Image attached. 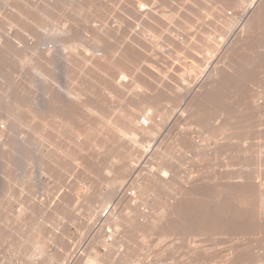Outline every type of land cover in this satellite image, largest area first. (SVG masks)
Here are the masks:
<instances>
[{
  "label": "rangeland",
  "instance_id": "374dc122",
  "mask_svg": "<svg viewBox=\"0 0 264 264\" xmlns=\"http://www.w3.org/2000/svg\"><path fill=\"white\" fill-rule=\"evenodd\" d=\"M119 1H120V3H119ZM133 1L134 0H132V1L131 0H129V1L128 0H125V1L124 0H118V1L117 0H100V1L99 0H95V1L94 0H52V1L51 0H36V2H35V0H34L33 6H35L37 8V11L41 12V14L44 13L45 19H46V17H47V19L51 18L50 19L51 23L49 22L51 24V26L48 22L45 21L43 16H41L42 17L41 20L43 19L44 22L49 24V26H46L47 24L45 25V23L43 21H41V22H43L42 26L43 25L44 26H43V29L38 31V32H41L40 35L38 34V32H35V34H34V32L32 31V30H34L33 27L32 28H27V27L24 28V27H21L20 24H18L16 26L8 27L6 30H3L4 35L1 33L2 34L1 40L2 41L4 40L3 41L4 43L8 42L11 47L9 46L10 47L9 52L6 50L3 51L0 49V207H2L3 205L5 207V208H3V210L0 211V216H1L0 217V264H8L9 262H10V264L11 263L12 264H24L23 263L24 258H22V257H26V255L28 254L27 253L28 250L26 252V249L28 247V243H24V246L27 245L25 247L20 246L21 244H19L18 240H20L21 238H23V240H24V238L27 237V233H29L28 227L31 224V222L34 223V221L37 223H40V226L42 227V228H40V231L42 233V237H44V236L48 237V235L50 234L49 238H51L48 240L49 243L46 242L47 245L45 247H46L47 251L45 250V247H44V250L47 252L46 255L48 256V258H51V260H49L50 263H48V261L46 259L47 256L43 255L44 256V258H43V256L41 255L42 256V258H41V256L36 255V258H35V256H32L34 264H64V263L68 264L69 259H70L69 255L71 253V250H72V252H74L76 249H79V248H81L79 253H82V256L77 258V259L80 258L79 260H77L76 258L73 259L72 263L74 262V260H76L73 264H82L85 257L86 258L91 257V256L93 257L95 255H101V257L100 256H98V257H99V260L102 264H107V263L108 264H118V262L122 263V264H219V263H222V264H226V263H228V264H254V263L255 264H260V263L264 264V217L260 216L258 214L257 210H254V208H252V207H250V208L247 207L248 209L238 207L239 204L237 205L238 199L236 198L237 196L235 194L236 193L235 190L239 189V187L243 184L239 183V181H241L240 178L234 177V175H236L240 172L239 173L240 175L242 174V176H245L246 178L248 177V180H252V182H254L256 179L254 174H256L260 171L259 172L260 175L258 174V177H259L258 181H259V184H262V187H264V61L262 62V60L264 59L263 58L264 57L263 56L264 55V21H263L264 18H263V20L255 22L254 24H256V25L253 24V26H254V32H253L254 38H253V40L254 41L252 43L253 44L252 47H249V46H251V44H250V42H252V40H251L250 42L248 41V43L250 45H248V43L246 41H244V42L241 41V42H239L240 44L238 46H236V48H235V45H237L235 43L236 42V40H235V42L232 45H230L231 48H229V50H232V51H230V53H232V54L228 55V57L229 56L230 57L229 58L227 57V59L225 58L224 59L225 62H223L224 60L221 61L222 60L221 59L220 60L221 63H219V65L221 64L223 66V68L221 67V69H219L220 67H218V70L221 71V72H219L220 73L219 75H222L221 73L223 72V75H224L223 79L227 78L223 81L227 82V80L229 79L230 82L229 81L227 83L222 82V78L217 74V77L219 76L221 78L220 84L221 85L223 83L224 84L222 85V87L219 85L220 88L217 86L219 88V90L217 87H215L216 89L213 88L215 93H217V94L222 93L223 94V95L221 94V98H220L221 100L218 101L216 99L217 100L216 102L218 104L223 103V104H220L221 106L224 105V103L226 102L225 106H227V107L230 104V106L228 107L229 109L234 107L235 109L233 108L232 110H230V111H232V115L230 114L229 118L230 119H231V117H232V119L235 118L237 122L235 120H234V122L232 120H230L233 123V124H231V122H230V124L233 125V126H231L228 123V120L226 119V117L228 116V114H226L227 110L224 111L225 109H222L221 107L219 109L218 105H213L214 101L211 102L212 104H210V106H209L210 108L207 106V109L211 113L208 110L207 111L211 114V116L209 117L210 114L209 113L207 114V112H205V115L207 114L208 117L211 118L210 120H212L213 122L218 118L217 121L214 122V124L215 123L217 124V122H218L217 126L224 125V122H225V125L227 127L226 131L224 132L225 134H228V132L231 133L233 130H236L238 128L236 126L237 124H240V127L243 126V124H245L244 128L246 130H244V129L242 130L241 128H239V130L237 129L238 131L236 130L234 132V134H236L238 132L237 133L238 135H235L234 139L231 140L232 144H230V147L226 148L228 151L225 150V152L223 151L221 154L217 153L218 157L214 153L215 155L212 156V154H211V157L206 158V160H205L202 157H198L196 152H193V153L191 152L194 150V149L191 150L192 145L189 148L186 147V148H188V149L185 148L186 150L182 148L184 150V152L186 151L185 152L186 156H187V159L185 158L186 161L188 160L190 154H191V158H189V160L191 159V161L192 160L193 161L192 162L190 161V163H188L189 162V160H188L186 162L187 163V166H186L185 165L186 164L185 159H184L185 164L184 165L182 164L183 166L181 168L183 169L186 166L187 168L186 167L184 168L186 170H181V168L177 169L180 166H178L176 169H175V167H173V169H172L175 172H177V170L178 171L180 170L181 174L183 171L184 176L183 175L182 176L185 179L192 177L194 175L192 177L194 179V180L192 179L193 184L195 186V189L197 188V190H198V193L195 192L196 195H195V193H193L195 195V197H194V195H189L188 198L186 197V199H189V202H187V203L192 202L191 204H187V203L184 204L180 201H177L178 203L175 202L176 204L175 203L174 204L177 206L176 207L177 210L174 207V209H175L174 211H176L177 213L175 212L176 214L174 213L172 215L171 219H169V220L166 219V221H167V223H169V225H171L170 223H176L177 224L178 229H177V231H175L177 234L176 233L174 234V231H173L172 232L173 234L170 233V236L169 235H167V237L165 236L166 239H163L164 237H162V239H163L162 240L161 239V236L163 235L162 233H164V231H169L168 230L170 227L169 225H166L167 229L164 227L165 226L164 224L160 225L161 227L159 226V229H158V227H157V229H152V230H151V228H149L150 222L154 218L158 217L157 213L159 211H157V209H160L159 208L160 203L162 201L164 202V200L171 197V196H168L169 191L167 193V190L165 191V189L163 190L162 188H159V187H157L156 190L154 189V191L152 190L153 192L150 191L149 194L147 195V199L145 197V201H146L145 207H147V208H145L143 206V209H144V210L142 209L143 215H142L141 210H140L141 214L138 215V216H140L139 218H137L138 217L137 215L135 216L134 214H131L132 216L134 215V218L131 217L133 223H131L129 227L128 226L125 227V225H123L124 226L123 227L122 226L123 222H122L120 224L121 227L117 226V228H115V229H118V230L115 231L113 224H112V221L110 219L107 221V223H103V221H102L101 215H103V212L100 209L102 207V204L105 202V200L101 197L102 196L105 197V195H106V193L104 195L103 192H105V191L108 192L109 189L112 188L111 185L108 186V184H107V183L111 184L110 179H112V180H115V178L119 179V178H121L122 175L118 178V175H120V174H118L119 172L117 173L118 170H115L114 168L112 169V167H117V166H115L116 161L114 159H112L113 162H111L110 159L113 158V156H112L113 154L110 155L107 152L99 153L100 156L96 155L95 153L91 154L92 153L91 151L89 153H86V154H91V156L90 155L86 156V154H84V156L87 157L86 158L87 160H85V161H88L86 164V162H84V160L82 159V158L85 159V157L83 155L78 156V153H77L78 150H76L75 146H73L74 141L75 142L77 140L80 141L81 145L85 144V141H83V139L81 137L73 138L72 136L77 135L78 132L76 130L82 131V129H84V127H86L85 126L86 122H88L87 124H89V125L91 124V127L93 126L95 129L99 130V127H97V125L101 124L99 122V117L97 116L99 114H100L99 116H102V114H103V118H105V119L108 116L109 119H112L114 121L117 119L118 114H120L119 112H122V111L125 114H127V115L129 114L132 117L138 111H140L145 117H149L151 114V111H153V114L151 115V117L153 116L155 119H159L160 121L163 120V119H161L160 113H158V112H160L163 109H166L167 107L170 108L171 106L174 105V101H173L174 99L172 97L173 95L170 96V94H173L172 92H174V91H172V90H173L174 86L175 87L181 86V85H179V86L177 85V83L180 84V82L176 81L178 77L176 75L177 73H175V72H179L178 70H180V67L181 68L183 67L180 71H183V69L187 70V67H189L190 64L193 63L192 55L189 53L187 47L191 48L193 45V41L197 42L198 40H200L199 34H204L203 33L204 31L209 34V35L207 34V37L209 38L210 41H215L216 36L219 35L218 33L220 32L221 29L224 28L223 29V30H225L224 32L229 31L230 28H229V25L227 22L229 20L235 18L234 16L237 17V14L235 13L234 8L232 9V5H234L233 2H236V0H136V2H141L145 6V10L142 11V13H141V11L139 12V10L136 8L138 3L136 4V2H133ZM243 1H244L243 3L247 4L246 3L247 0H243ZM64 4H65L66 8L62 7ZM10 6L13 9V11H16V3L11 2ZM10 6L6 5V7H5L3 4H0V15L2 17H4V15H6L8 12V11H5L4 13H1L2 11H4L3 8L5 7V10H6V8H8V7L10 8ZM96 7H97V9H96ZM98 7L99 8L102 7V8L98 9ZM40 9H42V10L40 11ZM63 9L65 12H63ZM62 12L64 14H66L65 18L67 16H69V17H67L68 19L73 17L70 19L71 21L69 20V22H68L67 18H66L67 20L64 19V21L61 20L64 18V14H61ZM46 14H47V16H46ZM59 14L61 15V17L63 15V17L61 18L59 16ZM76 14H78V15H76ZM75 15L77 16V18ZM168 15H171V16H168ZM165 16L166 17L168 16L167 20L170 18L171 21L166 22ZM72 19H74L73 20L74 24L72 23L73 26L68 24V23L72 22ZM57 20H58V22H57L58 24L55 23ZM38 21H40V20H38ZM47 21H49V20H47ZM60 21H62V23ZM65 21L68 22L66 24V28L67 27H69V28L73 27L70 29H72V31L75 30L74 32H72V31L70 32L74 36L73 35L69 36L70 34H68V32H67L66 35H63L64 38H62V36L58 37L59 34L53 31L54 29H57V27L59 28V26L61 24H63V22L65 24L66 23ZM101 23H103V24H101ZM105 23H107L105 25V29L106 30L108 29V31L106 32L107 37H108V40H107L108 42H104V44H102L103 45L102 47L100 46L97 49H95V47L97 45H95L96 43H95V40H93V38L94 37L96 38L97 35L94 36V31L92 29L95 25L100 27V26H103ZM92 24H93V26H92ZM54 25H56L55 26L56 28L53 27ZM87 26L88 27L90 26V28H92V29L87 28ZM106 26H107V28H106ZM117 27L118 28L120 27V28L118 29ZM110 28H112V29H110ZM223 30L220 33L223 34ZM3 31H0V32H3ZM68 31H70V30H68ZM109 31H110V33L111 32L112 33L110 34ZM171 31L174 32L173 38H171L170 34H169ZM226 33H228V32H226ZM56 34L58 36H55ZM95 34H97V33L95 32ZM196 34H197V36H196ZM41 35H43L42 37L44 39L41 38ZM71 37L73 39H71ZM26 38H28V39H26ZM35 38L38 41L37 44L34 47L31 46L27 50L26 49L27 48L26 42H29L30 39L34 40ZM217 38L218 39H216V41L219 40V37H217ZM243 38H245V37H243ZM134 39H135V41H137V44L139 47V49L137 48L139 51L137 50L138 53L136 51V55L134 58H136V56L137 57L140 56L139 58L141 60L139 58H136V59H138L136 61L139 62V64L137 63L138 66H137V64L135 66L137 69L136 70L130 69L128 71L126 70L127 73L124 71V73L126 75H122L121 77H119L116 74H112L111 72H109L110 70L105 69L104 72H102V73H94V74L90 73L91 75L87 74V76H86V72H83V71H86L83 68V64L78 63V62H80V57H81V60H83L82 57H84L86 55V54L81 55V53L84 54V53L88 52V50L91 51V54H89L90 52H88V55L85 56V58L86 57L89 58L90 57L89 55H92V49H93V51L98 50L99 54H101V52L104 54L105 52H103V51H104V49H106L105 45L106 46L109 45L111 47L112 46L117 47V45H119L118 43L122 42V40L132 41ZM48 40L50 43L48 42ZM54 40L56 42L58 41L57 44L55 43ZM111 40H113V41H111ZM67 41H68V44H67ZM74 41L76 43L75 44L76 47H77V44H80L81 46L78 45V50L76 48L77 51L75 50V52L73 54L71 52L70 53L68 52L70 50L68 49L69 47H66V45L69 46L70 43H74ZM47 42L50 45L56 44V46L59 43L58 48L61 50L57 49V47L54 46L55 47V52L53 51L54 53L53 52L50 53V51H43V49H42L43 45L45 46V44ZM254 42H255V44H254ZM16 43H19L20 45L17 47ZM113 43H114V45H113ZM39 45H42V47ZM94 45H95V47H94ZM254 45H256V46L254 47ZM37 46H39V49H38L39 51L37 50L38 52H36ZM63 46L66 47L65 50L62 49V48H64ZM152 46H154L155 48L157 47L156 50ZM20 47H21V49H20ZM12 48H13V51H12ZM80 48H81V50H80ZM82 48H84V50ZM85 48H87L86 51H85ZM67 49H68V51H67ZM238 49H240L241 51ZM20 50H22V51H20ZM23 50H27L26 53H24ZM140 50H142L141 51L142 53H140V55H139ZM237 50H238V52H237L238 54L236 53L234 56V53ZM242 50L244 51L243 53H242ZM61 51H63L62 54H64V55L61 54ZM52 54H55V55H52ZM71 54H72V56L70 57ZM260 54L263 57H260ZM224 55H223V57H224ZM63 56H65V57L63 58ZM68 56H69V58L66 59ZM256 56H257L258 61H257V59H255ZM242 57H243V59H239ZM71 58L73 61L71 60ZM134 58L132 57L131 59L133 60ZM237 59H239V60H237ZM18 61L19 62L20 61H27L28 63L26 62L24 65H19ZM134 61H135V59H134ZM230 61H231V63H230ZM222 62L225 63L224 64L225 66L223 65ZM261 62H262V64H261ZM197 63L196 64L194 63V66L197 65ZM234 63L236 65V67L233 66ZM239 63H241L242 65ZM81 64H82V66H81ZM78 65H79V67H74V66H78ZM198 65H200V64L198 63ZM198 65L195 66L196 71L198 70ZM251 65H252V67H251ZM257 65H259V66H257ZM202 66L203 65L199 66L200 67L199 70H201V71H199V73H197L198 72L197 71V72H195L196 74H194V73H191L189 75L186 74L185 77H183V79L185 78L184 79L185 81L181 82V84L183 83V85H184L183 87L188 88L189 86L193 85L192 84V83H194L193 81H195V80L201 81L204 79V77H206L207 69H205V67L204 66L202 67ZM238 66H239V68H238ZM73 67L77 70L72 69ZM176 67H178V69ZM259 67H262L263 69H258ZM236 70L240 71L242 74L240 72L238 73ZM77 72H79V73H77ZM235 72H237V73H235ZM253 72L256 75H253ZM39 73H40V75H38ZM226 73H228V74H226ZM225 75H226V77H225ZM246 75L248 76V78H246L247 77ZM85 76L87 78L89 77L88 80ZM133 76H135L134 79L139 77L140 78L139 80L141 81V83L147 87L146 91H148L147 92L148 94L146 93V91L142 92V94L146 93L147 96H149V94L151 93V90L153 91L154 88L157 89L160 86L159 87L160 89L158 88L157 90H155V92L157 94V95L155 94V97L157 99L154 98V101H156V102H153V100L151 101L152 98L150 99L149 97L148 98H149L150 102H148V100H147L148 98H146L147 96L142 98V99L147 100L146 102L144 100H140V101L134 100L133 97L131 96L133 94L132 92H129V94H127L128 93L127 92L128 87L133 82L132 81ZM230 76H231V78H229ZM255 77H256V79H255ZM115 78L120 81L118 86H117V83H113L111 81L112 79H114V81H116ZM241 78L244 80L241 81ZM250 78L252 80L249 81ZM43 79H45V80H43ZM174 81H175L176 85L173 86ZM238 81H239V83H238ZM190 83H191V85H189ZM79 84L83 88L82 90H85L86 88L89 89V90L88 89L85 90V92L87 94H89V97H87L88 95L84 96L85 93L83 94V97L86 98L87 105L90 106V104H91L92 109H94V110L96 109L95 111L97 114L90 115V113H87V111L83 110V108H80V110L77 109L75 113L73 112L72 114L71 113L67 114L68 117L66 115L63 116L64 119L68 120L67 121L68 123L70 121V123H69L70 127L66 131L69 138H64L63 144L65 145L66 152L71 154V155L63 156V155H61L60 151L55 150V145L53 142L54 134L52 133V131L49 130L50 132L47 131L45 134H47L46 135L47 139L50 140V142L52 141L53 144H50V142L46 141L47 144H44L45 143L44 142L42 144L43 145V147H42L40 141L38 142L36 139L31 140L32 139L31 136H34L33 139L34 138H37L38 140H40V139L36 135V132L37 133H39V132L36 131L35 128H34V130H32L33 129L32 125L34 123L33 122L30 123V121L35 120V119H39L40 117H47L48 115H50L49 113L52 112V111H50V109L52 108V110H53V106H51L52 105L51 100L53 97L54 98L59 97V99L56 98L53 100H58L57 102L62 103V104H64L63 106H65L67 103H66V97L64 95L66 94L68 87L72 86V89H74V90H72V89H69V90L70 91L71 90L76 91L75 90L76 88H78V89L80 88V87H78V86H80ZM225 84H226V87H225ZM74 85L76 88L74 87ZM183 87H182V89H183ZM69 88H71V87H69ZM102 89H104V90H102ZM166 89L168 91L171 90V92L170 91L167 92ZM220 89H222V90L220 91ZM63 90H65L66 92H64ZM140 90H142V89H140ZM158 90H162V91H158ZM163 90L164 91L166 90V91L163 92ZM216 90H218V92H216ZM62 91H63V93H62ZM88 91H90V92H88ZM138 92L141 95V93H140L141 91L138 90ZM184 92H185V88L180 93L183 95ZM167 93H170V94H167ZM62 94H64V95L62 96ZM159 94H160V96H159ZM255 95L258 96V99ZM260 95H261V97H260ZM66 96H67V94H66ZM98 96H99L100 100L97 98ZM63 97H65V98H63ZM196 98H199V95H197L195 97V99ZM255 98H256V102H253V100H255ZM96 99L98 102L96 101ZM163 99H165V100H163ZM222 99H224V100H222ZM92 100L95 102V104ZM160 100H162L163 103ZM90 101H92V102H90ZM164 101H166V102H164ZM125 102H127V103H125ZM171 102L173 104H171ZM252 102L255 104H253ZM149 103H151V104H149ZM157 103H158V105H156ZM92 104H94V106ZM161 105H162V107H160ZM253 105H254V107H253ZM49 106H51V107H49ZM216 106H217V108H216ZM255 106H257V108ZM158 107H160V109ZM48 108H50V109L48 110ZM150 108H152V109H150ZM253 108H254V110H253ZM113 109H114V112H112ZM211 109H214V110L211 111ZM217 109H219V111ZM44 110H46V111L48 110V112L50 111L49 113L47 112L48 115L46 114V111L44 113ZM260 110H262V111H260ZM116 111L118 114L116 113ZM154 111H157V112H154ZM233 111H235V112H233ZM53 112L55 114L54 110H53ZM255 112H258V114ZM217 113H218V115H217ZM243 113L246 116H244ZM51 114H53V113H51ZM54 114L52 115L53 117L57 116ZM56 114H57V112H56ZM214 114H215V116H213ZM255 114H257V115H255ZM224 115H226V116H224ZM239 115H240V117H239ZM108 117H107V120H109ZM151 117H149V118H151ZM220 117H221V119H220ZM255 117H256V119H255ZM188 118H189V116H186L185 117L186 120H183V122L181 121L178 126H182V127L184 126L185 128L189 127L190 129L188 128L187 130L191 131V129H192L194 132H198V126H196V123L194 121H192V119L190 120V118L189 119ZM56 119H58V116L56 117ZM60 119H62V116ZM60 119H59V121L56 120V122L52 121V123L51 122L50 123L52 124V126H55L57 122L58 123L60 122ZM244 119H246V120L248 119V121H246ZM137 120H138V118H137ZM218 120H220V121H218ZM240 120H241V122H240ZM142 121H146V120H142ZM254 121L255 122L257 121V122L255 123ZM53 122L55 125H53ZM247 123H248V125H247ZM260 123H261V125L259 126ZM146 124H147V122L146 123H140V125H142V127H146ZM181 124H183V125H181ZM234 125L236 128L234 127ZM37 126L39 127L40 123L38 125V122H36L35 127L38 128ZM99 126H101V125H99ZM245 126H247V127L249 126L248 129ZM240 129L242 131H240ZM177 130L178 129H175L173 134L177 133L178 132ZM193 131L190 133H193ZM34 132H35V134H34ZM187 132H189V131H187ZM50 133H52L53 135H51ZM204 133L206 134V132H203L200 134L205 135ZM230 133L228 134V136L230 135ZM32 134H34V135H32ZM48 134L51 135V137L53 136L52 137L53 139L52 138L49 139ZM63 134H65V133H63ZM232 134H233V132H232ZM234 134H233V136H234ZM196 135L198 136L199 134L196 133ZM196 135L194 133V136H196ZM239 135L241 137H238ZM138 136L141 137V134H138ZM43 137H45V135ZM140 137L138 138L139 141H140ZM230 137H231V135H230ZM141 139H142V141L144 140L142 137H141ZM209 142H210L211 147L214 146L213 141H212L213 143L211 141H209ZM37 143L38 144L40 143L39 145L42 147L41 150L38 147L39 145ZM44 145L45 146L46 145H54L52 147H53L54 151H56L55 152L56 154L51 153L53 150L51 146H48L49 147L48 148L47 146L45 147ZM50 147L52 150H50ZM115 147L118 150V147L116 145H115ZM115 147H114V149H115ZM162 147L163 148L161 150H163L165 147H167L166 149H168V143H164V144L162 143ZM45 148H47V149H45ZM116 149H115V151H116ZM43 150L45 153L44 152L42 153ZM47 150H50V152L48 153ZM188 150L191 153H189ZM38 152L40 154L42 153L43 156L42 155L40 156V154ZM187 152L189 154H187ZM36 153H38V154H36ZM50 153L52 154L51 156L57 155V156H55L57 159L59 157V163H58L57 167H55L56 170L50 171L51 169H49L50 172L48 173L47 169L49 168V166H47L48 168L44 167L46 169L44 171V168H42L43 167L42 165H43V163L48 161L47 157H50V156L47 154H50ZM137 153L136 154L134 153V156L136 155L135 160L133 161V162H135V164L139 162V159L142 160V158L144 156L143 155L142 157H140V152H137ZM195 153H196V157L193 158V155L195 156ZM115 154H117V153H115ZM93 155H94V157H93ZM36 156H38V157L40 156L41 160L39 162H41L43 158H44L43 160H46V161L43 162L42 164H39V162H38L39 158L37 157L38 159H36V160H37L38 165L37 164L35 165ZM109 156H111V158ZM117 156H118V154H117ZM41 157H43V158H41ZM45 157H46V159H45ZM78 157H82L81 159L83 160V162L79 158V159H77V162H79L81 164L78 163V165H77V162L75 163V158H78ZM89 157L93 158L92 161ZM234 157H236V158H234ZM244 157L246 159H244ZM88 158L90 159L91 162L88 160ZM102 158H103V160H102ZM211 158H212V161L214 163L211 161ZM107 159H109L110 162ZM31 160H32V163H31ZM104 160L106 163L104 162ZM229 160H231V161H229ZM194 161H195L194 164L197 163L196 165L193 164ZM200 161H201V163H200ZM149 162L146 163L148 165L145 164L146 166H148V168L145 167V165L143 163H141V166L145 167L144 170L147 169V171H149L148 169L156 170L158 168L159 164L157 165L156 161L150 162L151 166L149 165ZM154 162H156V163H154ZM242 162H244V163H242ZM111 163H112V165H111ZM113 164H115V165H113ZM198 164H200L201 168H200V166L198 167ZM46 165L47 164H45V166ZM152 167L153 168L157 167V168L153 169ZM190 168H193V169L190 170ZM214 168H216V169H214ZM222 168L224 169V171ZM240 168H242V169L240 170ZM238 169H239V171H238ZM102 170L105 172V174H103L104 172ZM106 170L107 171L109 170V171L107 172ZM221 170H222V173L220 174L219 172H221ZM43 171H44V173H42ZM53 171L55 172V175L56 174L59 175V177H55L58 180H55L54 176L52 177L51 172L53 173ZM115 171H116V173H115ZM173 171L170 170L171 174ZM215 171H216V173L219 171L218 173L220 175L218 173L216 175V173H214ZM226 171L227 172L231 171V172L227 173ZM142 172H144V171L141 169V174H142ZM224 172H225V174H224ZM234 173H236V174H234ZM46 174L47 175L51 174V175L47 176ZM174 174L175 173L173 172L172 175H174ZM229 174H230V176H229ZM232 174H234L233 177H231ZM105 175L107 177H105ZM179 175H180V172L178 175H174V176H178V178H179ZM196 175H197V177H196ZM238 175H236V176H238ZM103 176H104V178H103ZM139 176H138V179L142 178ZM207 176H209V177H207ZM222 176H223V178H222ZM225 176H226V178H225ZM252 176H254V179L252 178ZM183 177H181V175H180L181 179ZM198 177L200 178L199 180H201L200 182H199V180H198V182H196V179H198ZM229 177H231V180ZM239 177H241V176H239ZM51 178H53V179L51 180ZM238 179H240V180L237 181ZM6 180H8L7 181L8 183H6ZM44 180H47V181L44 183ZM104 180H107V181L110 180V181L105 183L106 181H104ZM205 180H207V181L202 183ZM57 181L60 185L57 183ZM140 181H142V180H140ZM190 181H191V179L188 181L189 185H187V190H190L188 188H191L193 186L192 183H190ZM194 181H195V183H194ZM217 181H218V183H220V182L221 183L218 184ZM256 181H257V179H256ZM4 182L6 184H9L11 182V185L10 184H9V186L7 185L9 187L8 190L6 188V184L4 185ZM230 182H231V185H230ZM235 182L238 185L235 184ZM252 182H251V184H252ZM255 182H254V184H252L253 186L257 185V184H255ZM179 183L181 184L180 181H179ZM207 183H209V184H207ZM213 183H215V184H213ZM223 183H225V184H223ZM199 184L201 185V187ZM227 184H229L230 187ZM218 185H220V186L218 187ZM43 186L44 187L48 186L47 188L49 190L46 191L47 188L45 190ZM194 186L191 189H193ZM5 188H6V190H5ZM75 188H80L83 191H86L87 189H89L88 191L92 192L91 193L92 196H97V197H92L93 199L91 198L90 203H89V204L93 203V206L95 205V207L92 206V208H91V209H94L93 211H91V210L88 211L90 208H88L87 205H84V202H82V203L80 202L82 205L80 203H79L80 205H78L77 204L78 202H76V201L74 202V199H72V197H73V192H74ZM198 188H200V189L202 188L203 191L199 190ZM204 188H206V189H204ZM241 188H242V186L240 187V189ZM99 189H101V191ZM114 189H115V187H114ZM115 190H117V187ZM5 191H7V192L5 193ZM63 191H64V193H67V194L64 195ZM93 191L94 192L99 191L100 197L98 195L99 192H97V194L96 193L94 194ZM20 192H22V193H20ZM44 192H45V194H44ZM131 192H134V190L133 191L131 190ZM131 192L129 193V195H128V192L126 194L128 196H130L129 198H131V196H133L131 200H134V195L137 196L138 193L135 191V193H137V194H134V193L131 194ZM218 192L219 193L222 192V193L219 194ZM61 193H63V195H61ZM101 193H102V195H101ZM126 194L122 196V199H121L122 202H120L117 205V207L119 208L120 211L116 215H113V219H112V220L117 221L119 223H120V219L123 218L125 211H127L126 208L130 207L131 205L132 206L135 205V202L137 203V201L139 200V198H138V199H136L137 201L134 200V202H132L130 200L128 201L129 198H127L128 196ZM164 194H166V196ZM246 194H248V193H246ZM56 195L58 197H61V198H58ZM68 195H69V197H67ZM64 196L66 197V200L68 199L67 200L68 202L72 199V201L69 202L70 204L73 202L75 203L74 205L69 204L70 205L69 207H71V208H73L72 206L76 205V207L72 209L73 212L70 211V208L67 205L68 202L66 201L63 203L65 205H67V207L69 208L68 212H66L67 214L64 213L65 214L64 215L61 211L60 212L62 214H56V213L53 214V208H56V206L58 205V203L56 205H54V203H55L54 200L57 201L60 199V202H61V200L65 201ZM125 196L127 199L125 198ZM190 196L191 197L193 196L192 198L194 200ZM209 196H210V198H209ZM140 197L143 198V196H140ZM162 197H164V198L162 199ZM27 198H29V200H27ZM123 198L125 200H127L128 202L125 201ZM215 198H217L218 201ZM251 198H252V201L254 202L256 199V196H253ZM42 199L45 202L42 201L43 202L42 203L43 209H41L42 213L41 212L39 213L40 207H41L40 206L41 203H39V202ZM51 199L52 200L54 199V200L52 201ZM101 199H103V200H101ZM170 199L172 200V198H170ZM179 199L180 198H178V200ZM230 199L232 200V202ZM35 200H37V201H35ZM99 200H101V201L99 202ZM180 200H182V198ZM27 201H28V203H27ZM163 202H162V205H164ZM179 202H180V204H179ZM212 202H213V204H212ZM35 203H37V205H36L37 207L35 209H38V211H36L34 209ZM100 203H101V205H100ZM124 203H126V204H124ZM27 204L32 205V208L34 211L32 212V209L30 208L31 214L29 213V211H26L27 209L24 207V206H27V208H28ZM138 204H139V201H138L137 205ZM220 204H221V207H219ZM229 204H231V205H229ZM77 205H78V207H77ZM103 205L108 206V205H110V203L106 202ZM158 205H159V207H158ZM190 205H192L191 206L192 208H190ZM207 205H208V207H207ZM213 205L217 206V207H213ZM178 206H180L179 209H178ZM90 207H91V205H90ZM97 207L99 209H97ZM103 207L105 208V206H103ZM103 207H102V209H104ZM212 207L215 209H213ZM22 208H24L25 211H23L24 209L22 210ZM19 210L22 212H20ZM99 210L102 213L101 212L99 213ZM179 210H181L180 211L181 214L178 212ZM3 211H5V212H3ZM242 211L245 213H243ZM246 211H247V213H246ZM19 212L22 214L21 215L22 218L25 217L24 219H22L23 222L21 221V218L18 219L19 222L15 221V219H14V216H16V214H18ZM88 212H90V213H88ZM95 212H97V213H95ZM23 213H25V215ZM256 213H257V215H256ZM55 214H56V216H55ZM179 214H180V216H179ZM251 215L255 216V217L253 218V217H251ZM4 216H6V218L8 217L7 218L8 220L6 221V223L9 225H7L8 229H6V230H3L4 227L2 226V221L5 220ZM177 216H178V218H177ZM185 216H187V218ZM215 216H216V218H214ZM238 216H240V217H238ZM29 217H31V219L33 217V219L30 220ZM226 217H228V218H226ZM10 218L12 221L9 220ZM190 219H192L193 221ZM195 219L197 221H195ZM29 220H30V222H29ZM216 220H217V222H216ZM13 221H15V222H13ZM166 221H163V222L165 224H167ZM213 221H215V222H213ZM25 222H26V226L24 224ZM28 222H29V224H28ZM18 224L20 226H18ZM21 224H23V225H21ZM27 224H28V226H27ZM56 225H57V227H56ZM172 226H175V225H172ZM172 226H171V228H172ZM55 227H56V229H55ZM118 227L120 228L121 231L119 230ZM124 228L126 230H128L129 233H127L128 231H125ZM122 229L128 235L126 233H124L125 235L122 237V234L120 233V232H123ZM237 230H240L239 231L240 233ZM25 231H28V232L25 233ZM117 231H119V232H117ZM178 231H180L181 233ZM117 233H119V234H117ZM148 233H150V234H148ZM187 234H189V236ZM210 234H212V235H210ZM53 235L57 240H55ZM125 236H127L126 240L124 239ZM142 236H144V238L146 237L144 239V240H146V241H144L145 243H143V242L141 243L140 237H142ZM4 238H5V240H4ZM52 238H54V239L52 240ZM138 238H140V239L138 240ZM100 239H102V242L105 241L104 246H103L102 242L100 244V242H99V241H101ZM121 239L123 242L122 244H121ZM159 239H161L162 241L160 240L161 242L157 243L159 241ZM193 240H194V242H193ZM13 243H15V244L18 243V244L16 246ZM20 243H21V241H20ZM114 243H115V245H113ZM118 243L120 244L119 247L117 246ZM11 244H13V245H11ZM105 244H107V245H105ZM111 245H113V246H111ZM15 246H16V248H15ZM108 246H109V248H108ZM115 246H117L118 248L116 247V249H115ZM124 246H125V248H124ZM21 247L23 250L21 252H23L25 256L22 255L21 252L19 253ZM110 247H113L112 249L116 250V251H113L112 249H110ZM187 247H189V248H187ZM192 247L194 248V250H192ZM107 249L109 250V253L112 250L111 251L112 253H110V254L113 256V259H112V256H109L110 254H107L108 253ZM129 249H130V251H129L130 253L126 252ZM203 249L206 251V253L204 252ZM189 251H191V252H189ZM194 251L195 252L197 251L196 253H198V254L196 255V253ZM124 252H125V254H124ZM203 252L205 254H203ZM128 253H129L130 257L125 256V258H129L132 262L131 261L130 262L128 261V263L125 261L122 262L121 260L123 259V255H128ZM189 253H191V254H189ZM193 253H195V254L193 255ZM207 253H209V254H207ZM121 254H123V255H121ZM105 255H108L109 257L106 256V258H105ZM188 255H189V257H188ZM190 255H191V258H190ZM195 255H196V257H195ZM205 255H208V256L206 257ZM120 256H122V257H120ZM181 256H185L186 258L184 259ZM197 256H199L200 258ZM224 257L225 258L227 257L226 262H223L226 260ZM108 258L109 259L111 258L110 259L111 261ZM120 258H121V260H120ZM228 259H230V260L228 261ZM101 260H104L105 262L101 261ZM123 260H125V259H123ZM126 261H127V259H126ZM26 262H27V260L25 261V264H26ZM179 262H181V263H179ZM72 263H70V264H72Z\"/></svg>",
  "mask_w": 264,
  "mask_h": 264
},
{
  "label": "bare ground",
  "instance_id": "6f19581e",
  "mask_svg": "<svg viewBox=\"0 0 264 264\" xmlns=\"http://www.w3.org/2000/svg\"><path fill=\"white\" fill-rule=\"evenodd\" d=\"M52 1V0H51ZM95 1V0H94ZM100 1V0H99ZM118 1V0H117ZM125 1V0H124ZM129 1V0H128ZM132 1V0H131ZM264 1V0H263ZM262 0H247V4H245V3H243L244 1L243 0H236V2H233L234 3V5H232V9L234 8V11H235V13L237 14V17L236 16H234L235 18H233V19H231V20H229L227 23H228V25H229V31H226V32H228V33H226V32H224L225 30H223V29H221L220 30V32L223 30V34L222 33H218L219 35L218 36H216V39H218L217 37H219V40H217L216 41V39H215V41H210L209 40V38L207 37V32H203L204 34H199L200 35V40H198L197 42L196 41H193V45H192V47L190 48V47H187V49H188V51H189V53L192 55V59H193V63L192 64H190V66L189 67H187V70H184L183 69V71H180L182 68L180 67V70H178L179 72H175V73H177L176 75H177V82L179 81L180 82V84L179 83H177V85L179 86V85H181L182 87L184 86L183 85V83L181 84V82L182 81H185L184 79H183V77H185V75L187 74V75H189V74H191V73H194V74H196L195 72H197V73H199V71H201V70H199V66L200 65H203L204 67H205V69H207V71H206V77H204V79L203 80H201V81H193L194 83H192L193 85H191V83L189 84V85H191V86H189L188 88H186V87H183V89L185 88V92L183 93V95L180 93V92H182V87L181 86H179V87H175L174 85H176L175 84V81H174V84H173V86H174V88H173V90L172 91H174V92H172L173 94H170V93H167V94H170V96L171 95H173L172 97H173V101H174V105L173 106H171L170 108L169 107H167L166 109H163V110H161L160 112H158V113H160V117H161V119H163V120H159V119H155L153 116L151 117V115L153 114V111H151V114H150V116L149 117H151V118H149V117H145L140 111H138V112H136V116L134 115L133 117L132 116H130L129 114L127 115V114H125L123 111L122 112H119L120 114H118L117 113V111H116V113L118 114V117H117V119L116 120H112V119H109V117H108V119L109 120H107V117H106V119L105 118H103V114H102V116H99V115H97L98 117H99V122L101 123V124H99V125H101V126H99V125H97V127H99V130L98 129H95L93 126L91 127V124L89 125V124H87L88 122H86V127H84V129H82V131L80 130H76L78 133H77V135H74V136H72L73 138H79V137H81L82 139H83V141H85V144H83V145H81V142L80 141H74L73 142V146H75V148H76V150H78L77 151V153H78V156L79 155H83L84 156V154H86V153H89L90 151L92 152L91 154H93V153H95L96 155H99V153H102V152H107V153H109L110 155H112L113 156V158H111V156H109L111 159V162H113L112 161V159H114L115 161H116V165L115 164H113V165H115V166H117V167H112V169L114 168L115 170H118L117 171V173L118 174H120V175H118V178L122 175H124L123 177L121 176V178H119V179H116L115 177V180H112V179H110L111 180V184L110 183H107V182H109L110 180H104V181H106L105 183H107L108 184V186L109 185H111L112 186V188L114 189V187H115V189H116V187H117V190H113L112 188V190L111 189H109V191L108 192H103L104 193V195H105V193H106V195H105V197H101V198H103L104 200H105V202L103 203V204H105L106 202L107 203H110V205H103L102 204V207L103 206H105V208L104 209H102V207H101V211L103 212V215H101V218H102V221H103V223H107V221L110 219L111 221H112V224H113V227H114V229L115 228H117V226H120V224L122 223V226L123 225H125V227L126 226H130V224L131 223H133V221H132V218H134V215L136 216H138V215H140L141 213V211H142V209H143V206L145 207L146 205H145V197H146V199H147V195L149 194V192L150 191H154V189L156 190V188L157 187H159V188H162L163 190L165 189V191L167 190V193H168V191H169V194H168V196H171V197H169L168 199H166V200H164V205H162V202L160 203V207H159V205H158V207L160 208V209H157V211H159L157 214H158V217L157 218H154L151 222H150V226H149V228H151V230L152 229H157V227H158V229H159V226L160 225H165L164 227L166 228V225H169V223H167V221H166V219L167 220H169V219H171V217H172V215L176 212V211H174L175 209H174V207L176 208L177 206L175 205L176 203L175 202H177V201H180V202H182V203H187V202H189V199H186V197L188 198V196L189 195H194L193 193H198V190H197V188L195 189V186H194V184H193V176L192 177H189V178H187V179H185L183 176V171H182V174H181V171L179 170H177V172H175V171H173L172 169H173V167H175V169L178 167V166H180L179 168H177V169H180L188 160H189V158H191V154H190V156H189V158H188V160L186 161V159H187V156H186V151L184 152V150L183 149H185L186 147H190L191 145V150L192 149H194L193 151H191L192 153L193 152H196L197 153V156L198 157H202V158H204L205 160H206V158H210L211 157V154H212V156L213 155H217V153L218 154H221L223 151L225 152V150L226 151H228L226 148H228V147H230V144H232L231 143V140L232 139H234V137H235V135H238L237 133L236 134H234V132L238 129L239 130V128H241L242 130L244 129V130H246L245 128H244V125L245 124H243V126H241L240 127V124H237L236 126L238 127L236 130H233L232 132H233V134H234V136H233V134H232V132L230 133V132H228V134L230 133V135H231V137H230V135L228 136V134H225L224 132L226 131V125H225V122H224V125H219V126H217V124H218V122H217V124L215 123L214 124V122H216L217 121V119L213 122L212 120H210L211 118H209L210 116H211V112L207 109V106L209 107L210 106V104H212L211 102H213V105H218V107H219V109H220V107L222 108V109H225L224 111H226L227 113L226 114H228V116L226 117V119L228 120V123L230 124V122H231V124H233L232 123V121L234 122V120L236 121V119L234 118V119H232V117H231V119L229 118V116H230V114L232 115V111H230V110H232L233 108H231V109H229L228 107L230 106V104L228 105V107L227 106H225V104H226V102L224 103V105H220V104H223V103H217L216 101L218 100H221L220 98H221V94L222 93H215L214 92V90H213V88L214 89H216L215 87H219V85L222 87V85L224 84H220L221 83V78H222V82H225V81H223V80H225V79H227V78H225V79H223L224 77V75H223V72L221 73L222 75H219L220 73L219 72H221V71H219L218 70V67H220L219 69H221V67L223 68V66L221 65H219V63H221V61H223L225 58L227 59V57H228V55L230 54H232V53H230V51H232V50H229V48H231V46L230 45H232L234 42H235V40H236V44L237 45H235V48H236V46H238L240 43L239 42H244V41H246L247 43H248V41L250 42L251 40H252V42H250V44H251V46H249V47H252V43H253V38H254V36H253V32H254V26H253V24L255 23V22H258V21H260V20H263V18H264V2H263ZM11 2H13V3H16V11H13V9L11 8V6H10V3ZM34 0L32 1V0H0V4H3L5 7H6V5H8V6H10V8L8 7V8H6V10H5V7L3 8V10L4 11H2L1 13H4L5 11H8L7 12V14L6 15H4V17H2L1 15H0V31H3V30H6L8 27H11V26H16V25H18V24H20V26L21 27H27V28H32L33 27V29L34 30H32L33 32H34V34H35V32H38V31H40L41 29H43V26H42V24H43V22H44V20L42 19L41 20V16H43V18L45 19V14L43 13V14H41V12H39V11H37V8L35 7V6H33L34 5ZM35 2H36V0H35ZM122 2V1H121ZM133 2H136V0H134ZM33 3V4H32ZM98 3V2H97ZM119 3H120V1H119ZM138 3V4H137ZM92 4V3H91ZM101 4V3H100ZM123 4V3H122ZM136 4H137V9L139 10V12L141 11V13H142V11H144L145 10V6L141 3V2H136ZM62 7H65L66 8V6H65V4L62 6ZM128 7V6H127ZM64 8V9H65ZM89 8V7H88ZM91 8V7H90ZM100 8H102V7H100ZM99 7H98V9H100ZM124 8V7H123ZM64 9H63V12H65L64 11ZM96 9H97V7H96ZM42 9H40V11H41ZM231 10V9H230ZM61 13V14H64V13ZM67 12V11H66ZM38 13V14H37ZM76 15H78V14H76ZM75 15V16H76ZM82 15V14H81ZM46 16H47V14H46ZM59 16L61 17V15L59 14ZM65 16H66V14H64V18L63 19H61V20H63L64 21V19H66L67 17H69V16H67L66 18H65ZM71 16V15H70ZM168 16H171V15H168ZM168 16L166 17L165 16V19H166V22H168V21H171V19L169 20H167V18H168ZM57 17V16H56ZM62 17H63V15H62ZM61 17V18H62ZM82 17V16H81ZM101 17V16H100ZM99 17V18H100ZM220 17V16H219ZM40 18V19H39ZM71 18H73V17H71ZM71 18H67L68 19V22H69V20L71 19ZM76 18H77V16H76ZM75 18V19H76ZM172 18V17H171ZM46 19H47V17H46ZM45 19V21L46 22H50V19H47V20H49V21H47ZM59 19V18H58ZM66 19V20H67ZM81 19V18H80ZM83 19V18H82ZM38 20H40V21H38ZM74 19H72V22H70V23H68L67 21H65L66 23L64 24V22H63V24H61L60 26H59V28L57 27V29H54V28H56L55 26L56 25H54L53 27V31L54 32H56V33H58L59 34V36L56 34L55 36H58V37H60V36H62V38H64L63 37V35H66V33L68 32V34H70L69 36H71V35H73V34H71L70 32L72 31V29H70V28H73V27H67L66 28V24L68 23L69 25H71V26H73L72 25V23L74 22L73 21ZM85 20V19H84ZM41 21H43V22H41ZM71 21V20H70ZM76 21V20H75ZM264 21V20H263ZM46 22H44L45 23V25L47 24ZM53 22V21H52ZM55 22V21H54ZM58 22V20L55 22V23H57ZM61 23H62V21H60ZM84 22V21H83ZM51 23V22H50ZM49 23V24H50ZM76 23V22H75ZM86 23V22H85ZM122 23V22H121ZM217 23V22H216ZM49 24H47L46 26H49ZM53 24V23H52ZM58 24V23H57ZM74 24V23H73ZM87 24V23H86ZM85 24V25H86ZM101 24H103V23H101ZM100 24V25H101ZM107 23H105L103 26H100V27H98L97 25H95L94 27H93V29L92 28H90V26L88 27L87 26V28H90V29H92L93 31H94V36H96V38L94 39L93 38V40H95V45H97L96 47H95V45H94V47H95V49H97L98 47H102L103 45L102 44H104V42H108L107 40H108V37H107V31H108V29L106 30L105 29V25H106ZM166 24V23H165ZM168 24V23H167ZM170 24V23H169ZM68 25V26H69ZM254 25H256V24H254ZM29 26V27H28ZM50 26H51V24H50ZM58 26V25H57ZM75 26V25H74ZM92 26H93V24H92ZM91 26V27H92ZM119 26V25H118ZM167 26V25H166ZM168 27V26H167ZM47 28V27H46ZM62 28V29H61ZM106 28H107V26H106ZM118 28V27H117ZM120 28V27H119ZM118 28V29H119ZM185 28V27H184ZM70 30V31H68V30ZM85 29V28H84ZM110 29H112V28H110ZM116 29V28H115ZM167 29V28H166ZM176 29V28H175ZM188 29V28H187ZM226 29V28H225ZM37 30V31H36ZM184 30V29H183ZM51 31V30H50ZM75 31V30H74ZM74 31H72V32H74ZM116 31V30H115ZM189 31V30H188ZM53 32V33H54ZM95 32L97 33V34H95ZM169 32V31H168ZM201 32V31H200ZM4 35V31L3 32H0V49L1 50H3V51H8L9 52V49H10V45H9V43L8 42H6V43H4L2 40H1V35L2 34ZM43 33V32H42ZM109 33H110V31H109ZM112 33V32H111ZM110 33V34H111ZM38 34L40 35L41 34V32H38ZM170 34V37L171 38H173L174 37V32H170L169 33ZM168 34V35H169ZM198 34V33H197ZM197 34H196V36H197ZM54 35V34H53ZM76 35V34H75ZM209 35V34H208ZM43 35H41V38H43L42 37ZM68 36V37H69ZM74 36V35H73ZM72 36V37H73ZM110 36V35H109ZM113 36V35H112ZM224 38H223V37ZM67 37V36H66ZM71 37V39H73ZM243 37H245V38H243ZM29 38V37H28ZM28 38H26V39H28ZM40 38V37H39ZM76 38V37H75ZM110 38V37H109ZM138 38V37H137ZM44 39V38H43ZM58 39V38H57ZM61 39V38H60ZM67 39V38H66ZM70 39V40H71ZM77 39V38H76ZM198 39V38H197ZM244 39V40H243ZM46 40V39H45ZM62 40V39H61ZM65 40V39H64ZM114 40V39H113ZM113 40H111V41H113ZM44 41V40H43ZM47 41V40H46ZM45 41V42H46ZM55 41V40H54ZM37 39L35 38L34 40L32 39H30L29 40V42H26L27 43V50L32 46V47H34L36 44H37ZM48 42H49V40H48ZM46 43L45 44V46L43 45V51H50V53L51 52H55V47L54 46H56V44H57V42L55 41V45H50L49 43ZM4 43V44H3ZM64 43V42H63ZM62 43V44H63ZM17 44V47L20 45L19 43H16ZM61 44V45H62ZM67 44H68V41H67ZM76 43H75V41H74V43H70V45L68 46V45H66V47H69L68 49L70 50V51H68V49H67V51L70 53H73L74 54V52H75V50H76V48H77V50H78V45H80V44H77V47H76V45H75ZM119 45H117V47L116 46H106L105 45V47H106V49H104V51L103 52H105L104 54L101 52V54H99L98 53V50L96 51L95 49V51H93V49H92V55H89L90 57L89 58H85V56H87L88 55V52H90L89 54H91V51H89L88 50V52H86V53H84V54H82L81 53V55H85L84 57H82L83 58V60H81V57H80V62H78V63H82L83 64V68L86 70V71H83V72H86V76H87V74H94V73H102V72H104V70L105 69H107V70H110L109 72H111L112 74H116L117 76H119V77H121L122 75H126L125 73H124V71L126 72V70L128 71V70H130V69H137L135 66H136V64L138 63L139 64V62L138 61H136V60H138V59H136V58H139L140 56H136V58H134L135 57V55H136V51L139 49V47H138V44H137V41H135V39L134 40H132V41H125V40H122V42H119L118 43ZM249 43H248V45H250ZM254 44H255V42H254ZM22 45V44H21ZM113 45H114V43H113ZM246 45V44H245ZM10 46V47H9ZM25 46V45H24ZM39 46H41L42 47V45H39ZM39 46H37V49H36V52H38L39 50ZM58 46H59V43H58V45L56 46L57 47V49H59L58 48ZM81 46V45H80ZM79 46V47H80ZM156 46V45H155ZM256 45H254V47H255ZM259 46V45H258ZM15 47V46H14ZM16 47V48H17ZM22 47V46H21ZM21 47H20V49H21ZM54 47V48H53ZM61 47V46H60ZM64 47V46H63ZM66 47H64V48H62L63 50H65L66 49ZM152 47H154V46H152ZM93 48V47H92ZM138 48V49H137ZM155 48V47H154ZM157 48V47H156ZM156 48H155V50H156ZM159 48V47H158ZM56 49V50H57ZM83 50H84V48H82ZM100 49V48H99ZM103 49V48H102ZM246 49V48H245ZM252 49V48H251ZM254 49V48H253ZM258 49V48H257ZM27 50H23L24 51V53H26V51ZM38 50V51H37ZM59 50H61V49H59ZM58 50V51H59ZM76 50V51H77ZM80 50H81V48H80ZM82 50V51H83ZM87 50V48H85V51ZM153 50V49H152ZM238 50H240V49H238ZM238 50L234 53V56H235V54L238 52ZM12 51H13V48H12ZM20 51H22V50H20ZM41 51V50H40ZM139 51V50H138ZM138 51H137V53H138ZM142 50H140V52H139V55H140V53H142L141 52ZM235 51V50H234ZM241 51V50H240ZM35 52V53H36ZM53 52V53H54ZM67 52V53H68ZM79 52V51H78ZM84 52V51H83ZM244 51L242 50V53H243ZM63 53V51H61V54ZM37 54V53H36ZM77 54V53H76ZM224 55V57H223V55ZM238 54V53H237ZM52 55H55V54H52ZM62 55H64V54H62ZM69 55V54H68ZM80 55V56H81ZM242 55V54H241ZM43 56V55H42ZM41 56V57H42ZM72 56V54L70 55V57ZM233 56V57H234ZM252 56V55H251ZM258 56V55H257ZM257 56H256V58L255 59H257ZM264 56V55H263ZM263 56H261V54H260V57H263ZM65 56H63V58H64ZM134 58L135 59V61H134V59L132 60L131 58ZM223 57V58H222ZM230 57V56H229ZM228 57V58H229ZM240 57V56H239ZM249 57V56H248ZM254 57V56H253ZM69 58V56L66 58V59H68ZM264 58V57H263ZM262 58V59H263ZM140 59V58H139ZM222 59V60H221ZM239 59H243V57L242 58H239ZM239 59H237V60H239ZM245 59V58H244ZM71 60H72V58H71ZM141 60V59H140ZM139 60V61H140ZM221 60V61H220ZM231 60V59H230ZM247 60V59H246ZM253 60V59H252ZM73 61V60H72ZM227 61V60H226ZM255 61V60H254ZM257 61H258V59H257ZM264 61V59L262 60V62ZM19 62V61H18ZM17 62V63H18ZM27 61H20L19 62V65H24L25 63H26ZM43 62V61H42ZM75 62V61H74ZM200 64V65H198V63ZM223 62H225V60L223 61ZM222 62V63H223ZM249 62V61H248ZM262 62H261V64H262ZM28 63V62H27ZM76 63V62H75ZM194 63L196 64L197 63V65H198V70L196 71V67L195 66H197V65H195L194 66ZM229 63V62H228ZM230 63H231V61H230ZM252 63V62H251ZM254 63V62H253ZM82 64H81V66H82ZM85 64V65H84ZM138 64H137V66H138ZM225 63H223V65H224ZM239 64H241V63H239ZM242 65V64H241ZM247 65V64H246ZM86 68H85V67ZM202 66V67H203ZM225 66V65H224ZM227 66V65H226ZM233 66H235L236 67V65H235V63H234V65ZM244 66V65H243ZM257 66H259V65H257ZM261 66V65H260ZM263 66V65H262ZM74 67H79V65L78 66H74ZM72 68V69H75V68ZM185 67V68H186ZM251 67H252V65H251ZM82 68V67H81ZM177 69H178V67H176ZM234 68V67H233ZM238 68H239V66H238ZM242 68V67H241ZM247 68V67H246ZM250 68V67H249ZM80 69V68H79ZM78 69V70H79ZM228 69V68H227ZM230 69V68H229ZM258 69H263L262 67H259ZM257 69V70H258ZM75 70H77V69H75ZM81 70V69H80ZM225 70V69H224ZM242 70V69H241ZM250 70V69H249ZM228 71V70H227ZM226 71V72H227ZM232 71V70H231ZM230 71V72H231ZM237 71V70H236ZM262 71V70H261ZM73 72V71H72ZM76 72V71H75ZM203 72V71H202ZM229 72V71H228ZM238 73L240 72V71H237ZM237 72H235V73H237ZM244 72V71H243ZM249 72V71H248ZM258 72V71H257ZM77 73H79V72H77ZM127 73V72H126ZM164 73V72H163ZM241 73V72H240ZM256 73V72H255ZM259 73V72H258ZM85 74V73H84ZM90 74V75H91ZM217 74L221 77H217ZM225 74V73H224ZM226 74H228V73H226ZM231 74V73H230ZM242 74V73H241ZM246 74V73H245ZM251 74V73H250ZM38 75H40V73L38 74ZM83 75V74H82ZM201 75V74H200ZM253 75H256V74H254V72H253ZM43 76V75H42ZM81 76V75H80ZM85 76V77H86ZM89 76V75H88ZM233 76V75H232ZM238 76V75H237ZM241 76V75H240ZM247 76V75H246ZM260 76V75H259ZM134 77L135 76H133V82H132V84L128 87V90H127V94H129V92H132L133 94L131 95L132 97H133V99L134 100H144L145 102L148 100V102H150L149 101V98L151 99V101L153 100V102H156V101H154V98H156L155 97V94H156V92H155V90H157V89H155L154 88V90L152 91L151 90V93L149 94V96H147L146 95V93L148 92V91H146V89H147V87L146 86H144L142 83H141V81L139 80L140 78L138 77V78H135L134 79ZM176 77V76H175ZM225 77H226V75H225ZM234 77V76H233ZM250 77V76H249ZM258 77V76H257ZM87 78V77H86ZM89 78V77H88ZM88 78H87V80H88ZM197 78V77H196ZM229 78H231V76L229 77ZM236 78V77H235ZM246 78H248V76L246 77ZM253 78V77H252ZM260 78V77H259ZM258 78V79H259ZM255 79H256V77H255ZM43 80H45V79H43ZM47 80V79H46ZM115 80L116 81H114V79H112L111 81L113 82V83H117V86H118V84L120 83V81L118 80V79H116L115 78ZM242 80H244V79H242L241 78V81ZM247 80V79H246ZM250 80H252L251 78L249 79V81ZM229 81V79L227 80V82ZM255 81V80H254ZM73 82V81H72ZM188 82V81H187ZM227 82H225V83H227ZM230 82V81H229ZM233 82V81H232ZM246 82V81H245ZM219 83V84H218ZM238 83H239V81H238ZM77 84V83H76ZM230 84V83H229ZM243 84V83H242ZM80 85V84H79ZM172 85V84H171ZM78 86V85H77ZM187 86V85H186ZM228 86V85H227ZM69 87H71V88H69ZM68 87V90H67V92L65 91V90H63L64 92H66V94H67V96H66V94L64 95V94H62V96L64 95L65 97H66V103L68 104H66L65 106H63L64 104H62V103H59V102H57L58 100H53V99H56L57 97H53L52 98V100H51V102H52V105L51 106H53V110L55 111V114H54V112H53V110H52V108L50 109V108H48V110L50 109V111H52L51 113H53L54 115H57L58 116V119H56V117L57 116H52L53 114H51V113H49L48 112V110L46 111V110H44V113H45V111H46V114L48 115V113L50 114V115H48L47 117H40L39 119H35V120H32V121H30V123H34L32 126V130H34V128H35V130L36 131H38L39 133H37L36 131V135L38 136V138L40 139V140H38L37 138H34L33 139V137L34 136H31V140H37L38 142L40 141V143H41V145L44 143V144H47L46 143V141H48V142H50V140H48L47 139V137H46V135L47 134H45L47 131L48 132H50V131H52V133L54 134V140H53V142H54V145H55V150L56 151H60L61 152V155H63V156H65V155H71V154H69L68 152H66V148H65V145L63 144L64 142H63V139L64 138H69L68 137V135H67V130L69 129V127H70V121H69V123L67 122L68 120H66V119H64L63 118V116H67L68 117V115L67 114H72L73 112L75 113L76 112V110L77 109H79L80 110V108H83V110H85V111H87V113H90V115H95V114H97L96 113V109L94 110V109H92V107H91V104H90V106L89 105H87V100H86V98L85 97H83V94H84V96L85 95H88L87 97H89V94H87L86 92H85V90H87L88 88H86L85 90H82L83 88L81 87V85L80 86H78V87H80L79 89L78 88H76L75 87V85H74V87L76 88L75 90L76 91H72V90H74V89H72V86H69ZM73 87V88H74ZM171 87V86H170ZM181 87V88H180ZM217 87V88H218ZM225 87H226V84H225ZM238 87V86H237ZM171 88V89H172ZM220 88V87H219ZM219 88H218V90H219ZM69 89H72L71 91L69 90ZM105 89V88H104ZM104 89H102V90H104ZM140 89H142V90H140ZM160 89V88H159ZM175 89V90H174ZM235 89V88H234ZM78 90V91H77ZM89 90V89H88ZM106 90V89H105ZM138 90L139 91H141L140 93H141V95L139 94V92H138ZM167 90V89H166ZM165 90V91H166ZM218 90H216V92H218ZM222 89H220V91H221ZM60 91V90H59ZM63 91H62V93H63ZM144 91H146V93H143L142 94V92H144ZM158 91H162V90H158ZM164 90H163V92H165ZM170 92H171V90H169ZM168 90H167V92H169ZM88 92H90V91H88ZM230 92V91H229ZM262 93V92H261ZM93 94V93H92ZM105 94V93H104ZM148 94V93H147ZM164 94V93H163ZM181 94V95H180ZM91 95V94H90ZM95 95V94H94ZM97 95V94H96ZM157 95V94H156ZM166 95V94H165ZM197 95H199V98H196L195 99V97L197 96ZM223 95V94H222ZM145 96H147L146 98H148L147 100H145V99H142L143 97H145ZM159 96H160V94H159ZM164 96V95H163ZM201 96V97H200ZM256 96V95H255ZM61 97V96H60ZM65 97H63V98H65ZM68 97V98H67ZM93 97V96H92ZM128 97V96H127ZM168 97V96H167ZM166 97V98H167ZM171 97V98H172ZM257 97V99H258V96H256ZM260 97H261V95H260ZM98 99H99V96L97 97ZM170 98V97H169ZM57 99H59V97L57 98ZM94 99V98H93ZM132 99V100H133ZM157 99V98H156ZM155 99V100H156ZM168 99V98H167ZM217 99V100H216ZM253 99V98H252ZM61 100V99H60ZM90 100V99H89ZM95 100V99H94ZM100 100V99H99ZM163 100H165V99H163ZM169 100V99H168ZM167 100V101H168ZM172 100V99H171ZM222 100H224V99H222ZM64 101V100H63ZM93 101V100H92ZM92 101H90V102H92ZM96 101H97V99H96ZM160 101H162V100H160ZM252 101V100H251ZM94 102V101H93ZM98 102V101H97ZM164 102H166V101H164ZM253 102H256V98H255V100H253ZM252 102V103H253ZM89 103V102H88ZM125 103H127V102H125ZM159 103V102H158ZM158 103L156 104V105H158ZM162 103H163V101H162ZM51 104V103H50ZM61 104V105H60ZM94 104H95V102H94ZM94 104H92L93 106H94ZM97 104V103H96ZM149 104H151V103H149ZM171 104H173L172 102H171ZM170 104V105H171ZM253 104H255V103H253ZM99 105V104H98ZM167 105V104H166ZM238 105V104H237ZM241 105V104H240ZM258 105V104H257ZM51 106H49V107H51ZM225 106V107H224ZM249 106V105H248ZM160 107H162V105L160 106ZM160 107H158L159 109H160ZM253 107H254V105H253ZM256 108H257V106H255ZM85 108V109H84ZM157 108V107H156ZM210 108V107H209ZM216 108H217V106H216ZM215 108V109H216ZM242 108V107H241ZM150 109H152V108H150ZM158 109V110H159ZM219 109H217L218 111H219ZM221 109V110H222ZM235 109V108H234ZM243 109V108H242ZM252 109V108H251ZM210 112H208V111ZM212 110H214V109H211V111ZM220 110V111H221ZM245 110V109H244ZM249 110V109H248ZM253 110H254V108H253ZM100 111V110H99ZM137 111V110H136ZM223 111V110H222ZM242 111V110H241ZM251 111V110H250ZM260 111H262V110H260ZM48 112V113H47ZM56 112H57V114H56ZM112 112H114V109H113V111ZM111 112V113H112ZM154 112H157V111H154ZM205 112H207V114L209 113L210 115H209V117H208V115L206 116L205 115ZM215 112V111H214ZM213 112V113H214ZM233 112H235V111H233ZM239 112V111H238ZM252 112V111H251ZM86 113V112H85ZM110 113V114H111ZM253 113V112H252ZM255 113H257L258 114V112H255ZM45 114V115H46ZM113 114V113H112ZM234 114V113H233ZM257 114H255V115H257ZM62 116V119H60L61 118V116ZM217 115H218V113H217ZM243 115H244V113H243ZM52 116V117H51ZM60 116V117H59ZM106 116V115H105ZM186 116H189V118H190V120L192 119V121H194L195 123H196V126H198V132H194L192 129H191V131L190 130H187L189 127H187V128H185L184 126L182 127V126H178L179 124H180V122L182 121L183 122V120H186L185 119V117ZM213 116H215V114L213 115ZM212 116V117H213ZM224 116H226V115H224ZM244 116H246V115H244ZM138 118V120H137V118ZM217 117V116H216ZM215 117V118H216ZM239 117H240V115H239ZM248 117V116H247ZM259 117V116H258ZM257 117V118H258ZM261 117V116H260ZM188 118V119H189ZM57 121H59V119H60V122L57 124L56 123V125L54 124V122H53V125H55V126H52V121H55L56 122V120ZM98 119V118H97ZM187 119V120H188ZM214 119V118H213ZM220 119H221V117H220ZM239 119V118H238ZM255 119H256V117H255ZM38 120V121H37ZM142 120H146V121H142ZM223 120V119H222ZM221 120V121H222ZM230 120H232V121H230ZM244 120H246V119H244ZM218 121H220V120H218ZM246 121H248V119L246 120ZM252 121V120H251ZM36 122H38V125H39V123H40V126L38 127V128H36L35 127V123ZM51 122V123H50ZM96 122V121H95ZM147 122V124H146V127H142V125H140V123H146ZM185 122V121H184ZM190 122V121H189ZM237 122V121H236ZM239 122V121H238ZM240 122H241V120H240ZM253 122V121H252ZM255 122V121H254ZM257 122V121H256ZM255 122V123H256ZM259 122V121H258ZM90 123V122H89ZM222 123V122H221ZM220 123V124H221ZM227 123V122H226ZM263 123V122H262ZM51 124V125H50ZM94 124V123H93ZM186 124V123H185ZM223 124V123H222ZM230 124V125H231ZM241 124V125H242ZM10 125V124H9ZM88 125V126H87ZM177 125V126H176ZM181 125H183V124H181ZM229 125V126H230ZM247 125H248V123H247ZM261 125V123L259 124V126ZM5 126V125H4ZM29 126V125H28ZM95 126V125H94ZM190 126V125H189ZM231 126H233V125H231ZM258 126V125H257ZM96 127V128H97ZM234 127H235V125H234ZM247 129H248V127L247 126H245ZM29 128V127H28ZM49 128V129H48ZM101 128V129H100ZM185 128V129H184ZM236 128V127H235ZM251 128V127H250ZM175 129H178L177 131V133H175V134H173L174 133V131H175ZM190 129V128H189ZM233 129V128H232ZM240 129V131H242ZM50 130V131H49ZM196 130V129H195ZM237 130V131H238ZM250 130V129H249ZM187 131H189V132H187ZM193 131V133H190V132H192ZM197 131V130H196ZM248 131V130H247ZM246 131V132H247ZM35 132H34V134H35ZM188 134H187V133ZM203 132H206V134L205 135H202V134H200V133H203ZM52 133H50L51 135H53ZM63 133H65V134H63ZM141 134V137L144 139L143 141H142V139H141V137L140 136H138V134ZM194 133H195V135H196V133L197 134H199L197 137L196 136H194ZM34 134H32V135H34ZM193 134V135H192ZM244 134V133H243ZM35 135V136H36ZM45 135V137H43ZM49 135V134H48ZM51 135H49V139L50 138H52L51 137ZM226 135V136H225ZM245 135V134H244ZM36 136V137H37ZM30 137V136H29ZM140 137V141H139V138ZM196 137V138H195ZM238 137H241L240 135L238 136ZM53 139V138H52ZM100 139V140H99ZM239 139V138H238ZM43 140V141H42ZM42 141V142H41ZM174 141V142H173ZM209 141H213L214 142V146H212L211 147V145H210V142ZM52 142V141H51ZM50 142V144H53V142L51 143ZM212 142V143H213ZM39 143V144H40ZM162 143L164 144V143H168V149H166L167 147H165L163 150H161L163 147H162ZM38 144V143H37ZM38 144V145H39ZM49 144V143H48ZM54 145H46L47 147L48 146H54ZM115 145L118 147V150L116 149V147H115ZM45 146V145H44ZM45 146V147H46ZM166 146V145H165ZM184 146V147H183ZM239 146V145H238ZM39 148H40V150L42 149V147H43V145H42V147L39 145L38 146ZM51 147H50V150H52L53 149V147H52V149H51ZM114 147H115V149H116V151H115V149H114ZM193 147V148H192ZM236 147V146H235ZM49 148V147H48ZM183 148V149H182ZM188 148H186V149H188ZM234 148V147H233ZM45 149H47V148H45ZM114 149V150H113ZM185 149V150H186ZM238 149V148H237ZM39 150V151H40ZM50 150H47L48 151V153L50 152ZM190 150V149H189ZM188 150V151H189ZM231 150V149H230ZM56 151H54V149L52 150V154H56L55 152ZM140 152V157H142L143 155V158H142V160H140L139 159V162L138 163H136L135 164V162H133L134 160H135V156H134V153L136 154L137 152ZM238 151V150H237ZM44 152V150L42 151V153ZM54 152V153H53ZM190 151H189V153H191ZM236 152V151H235ZM39 153V152H38ZM38 153H36V154H38ZM40 154V156L42 155L43 156V154ZM45 153V152H44ZM47 154V155H49L50 157H47V160L48 161H46V160H43L44 158L43 157H41V158H43L42 159V161L41 162H39L41 159H40V156L38 157V156H36V158H35V161H36V163H35V165L37 164L38 165V163H37V160L36 159H38L39 158V160H38V162H39V164H42L43 162H45V163H43V167L42 168H46L47 166H49V168L47 169V172L49 173L50 171H52V170H56L55 169V167H57V165H58V163H59V157H58V159L55 157V156H57V155H54V156H51L52 154ZM59 153V152H58ZM57 153V154H58ZM115 153H117L118 154V156H117V154H115ZM188 152H187V154H189ZM196 153H195V156L193 155V158L194 157H196ZM215 153V154H214ZM91 154H86V156L87 155H90L91 156ZM94 154V155H95ZM115 154V155H114ZM120 154V155H119ZM138 154V153H137ZM240 154V153H239ZM46 155V154H45ZM59 155V154H58ZM94 155H93V157H94ZM95 155V156H96ZM210 155V156H209ZM82 156V157H83ZM100 156V155H99ZM104 156V155H103ZM138 156V155H137ZM209 156V157H208ZM231 156V155H230ZM38 157V158H37ZM82 157H78V158H75V163L77 162V159H79L80 158V160H84V162H86V164H87V162L88 161H85V160H87L86 158L87 157H85V159L84 158H82ZM217 157H218V155H217ZM216 157V158H217ZM226 157V156H225ZM82 158V159H81ZM90 159H91V161H92V159L93 158H91V157H89ZM88 158V160L90 161V159ZM97 158V157H96ZM139 158V157H138ZM137 158V159H138ZM186 158V159H185ZM213 158V157H212ZM212 158H211V161H212ZM215 158V157H214ZM229 158V157H228ZM234 158H236V157H234ZM45 159H46V157H45ZM95 159V158H94ZM184 159H185V163H184ZM225 159V158H224ZM233 159V158H232ZM240 159V158H239ZM244 159H246L245 157H244ZM83 160H82V162H83ZM97 160V159H96ZM102 160H103V158H102ZM107 160H109V159H107ZM110 160H109V162H110ZM145 160V161H144ZM198 160V159H197ZM210 160V159H209ZM208 160V161H209ZM214 160V159H213ZM29 161V160H28ZM34 161V162H35ZM90 161V162H91ZM137 161V160H136ZM144 161V162H143ZM153 162V161H156V162H154V163H156L157 165H158V168L156 169V168H153V169H156V170H152V169H148L149 171H147V169H145L144 170V168L145 167H147L148 168V166H146V165H148V164H146L147 162ZM190 161H191V159L189 160V162L188 163H190ZM193 161V160H192ZM191 161V162H192ZM229 161H231V160H229ZM102 162V161H101ZM104 162H105V160H104ZM118 162V163H117ZM149 162V165L151 164ZM205 162V161H204ZM213 162V161H212ZM234 162V161H233ZM245 162V161H244ZM244 162H242V163H244ZM31 163H32V160H31ZM78 163L79 162H77V165H78ZM106 163V162H105ZM141 163H143L144 165H145V167L143 166H141ZM195 163V161L193 162V164ZM200 163H201V161H200ZM214 163V162H213ZM228 163V162H227ZM45 164H47L46 166H45ZM79 164H81V163H79ZM110 164V163H109ZM164 164V165H163ZM183 164V165H182ZM197 164V163H196ZM196 164H194V165H196ZM230 164V163H229ZM228 164V165H229ZM236 164V163H235ZM76 165V164H75ZM105 165V164H104ZM108 165V164H107ZM111 165H112V163H111ZM186 166H187V163L185 164ZM191 165V164H190ZM231 165V164H230ZM229 165V166H230ZM240 165V164H239ZM41 166V165H40ZM84 166V165H83ZM89 166V165H88ZM109 166V165H108ZM151 166V165H150ZM185 166V167H186ZM200 166V164H198V167ZM38 167V166H37ZM184 167V168H185ZM191 167V166H190ZM203 167V166H202ZM205 167V166H204ZM39 168V167H38ZM44 168V171L46 170ZM182 169L181 168V170H186V169ZM187 168V167H186ZM196 168V167H195ZM200 168H201V166H200ZM220 168V167H219ZM228 168V167H227ZM234 168V167H233ZM28 169V168H27ZM49 169H51L50 171H49ZM107 169V168H106ZM141 169L145 172H142V174H141ZM174 169V170H175ZM191 169H193V168H190V170ZM214 169H216V168H214ZM218 169V168H217ZM223 169V168H222ZM242 168H240V170H241ZM170 170L171 171H173L175 174L174 175H178L179 174V172H180V175H181V177H183L182 179L180 178V175H179V178H178V176H174V175H172L173 174V172H172V174H171V172H170ZM199 170V169H198ZM233 170V169H232ZM44 171L42 172V173H44ZM103 171V170H102ZM107 171V170H106ZM109 171V170H108ZM107 171V172H108ZM193 171V170H192ZM201 171V170H200ZM212 171V170H211ZM223 171H224V169H223ZM234 171V170H233ZM238 171H239V169H238ZM104 172V171H103ZM205 172V171H204ZM207 172V171H206ZM219 172V171H218ZM217 172V173H218ZM227 172V171H226ZM229 172H231V171H228L227 173H229ZM235 172V171H234ZM260 172V171H259ZM259 172L258 173H256V174H254L255 175V178L257 179V181H256V179H255V181L257 182H255V184H257L256 186L254 185H252V184H254V182H252V180H248V177L246 178L245 176H242V174L240 175L238 172V174H236V173H234V174H236V175H238V176H236V175H234V174H232L231 175V177H233V175H234V177H237V178H240L241 179V181H239L240 179H238L237 181H239V183H241V184H243V185H241L242 186V188L240 189V187H239V189H236L235 191H236V198L238 199V203H237V205L239 204V206L238 207H240V208H245V209H248L247 207H252V208H254V210H257V212H258V214L260 215V216H263L264 217V187H262V184H259V181H258V174H259ZM115 173H116V171H115ZM114 173V174H115ZM191 173V172H190ZM201 173V172H200ZM203 173V172H202ZM214 173H216V171L214 172ZM217 173H216V175H217ZM220 174L222 173V170H221V172H219ZM218 173V174H219ZM233 173V172H232ZM51 174H52V177L54 176V179L55 180H58V179H56L55 177H59V175H55V172L53 171V173L51 172ZM50 174V175H51ZM54 174V175H53ZM103 174H105V172L103 173ZM108 174V173H107ZM219 174V175H220ZM224 174H225V172H224ZM231 174V173H230ZM230 174H229V176H230ZM47 175V174H46ZM49 175V174H48ZM47 175V176H48ZM49 175V176H50ZM126 175V176H125ZM140 175V176H139ZM172 175V176H171ZM183 175V176H182ZM190 175V174H189ZM204 175V174H203ZM212 175V174H211ZM223 175V174H222ZM260 175V174H259ZM128 176V177H127ZM138 176L139 177H142V178H139L138 179ZM205 176V175H204ZM239 176H241V177H239ZM105 177H107L106 175H105ZM187 177V176H186ZM196 177H197V175H196ZM203 177V176H202ZM207 177H209V176H207ZM216 177V176H215ZM228 177V176H227ZM231 177H229L230 178V180H231ZM103 178H104V176H103ZM126 178V179H125ZM212 178V177H211ZM214 178V177H213ZM222 178H223V176H222ZM225 178H226V176H225ZM252 178L254 179V176H252ZM53 178H51V180H52ZM108 179V178H107ZM181 179V180H180ZM191 179V181H190V183H192V185L194 186V188L193 189H191V188H188V189H190V190H187V185H189V183H188V181ZM193 179V180H192ZM200 178L198 177V179H196V182H198V180H199ZM210 179V178H209ZM217 179V178H216ZM219 179V178H218ZM140 180H142V181H140ZM203 180V179H202ZM228 180V179H227ZM226 180V181H227ZM8 180H6V183H8L7 182ZM47 180H44V183L46 182ZM179 181L181 182V184L179 183ZM201 180H199V182H200ZM207 180H205V181H203L202 183H204V182H206ZM233 181V180H232ZM40 182V181H39ZM56 182V181H55ZM211 182V181H210ZM251 182H252V184H251ZM5 182H4V185L6 184ZM32 183V182H31ZM57 183H58V181H57ZM194 183H195V181H194ZM217 183H218V181H217ZM221 183V182H220ZM220 183H218V184H220ZM233 183V182H232ZM10 185H11V182L9 183ZM9 184H6V188H7V190H8V186H9ZM47 184V183H46ZM59 184V183H58ZM57 184V185H58ZM201 184V183H200ZM199 184V185H200ZM207 184H209V183H207ZM213 184H215V183H213ZM223 184H225V183H223ZM235 184H237L236 182H235ZM8 185V186H7ZM60 185V184H59ZM94 185V184H93ZM97 185V184H96ZM203 185V184H202ZM227 185H229V184H227ZM230 185H231V182H230ZM230 185H229V187H230ZM233 185V184H232ZM238 185V184H237ZM79 186V185H78ZM99 186V185H98ZM101 186V185H100ZM104 186V185H103ZM102 186V187H103ZM208 186V185H207ZM220 185H218V187H219ZM222 186V185H221ZM226 186V185H225ZM244 186V187H243ZM42 187V186H41ZM44 187V186H43ZM48 187V186H47ZM47 187H44V189L46 190V188ZM77 187V186H76ZM80 187V186H79ZM189 187V186H188ZM200 187H201V185H200ZM204 187V186H203ZM213 187V186H212ZM224 187V186H223ZM6 188H5V190H6ZM81 188V187H80ZM80 188H75V190H74V192H73V197H72V199H74V202L76 201V202H78L77 204L78 205H80L82 202H84V205H87L88 206V208H90L88 211H93L94 209H91L92 208V206H93V203L92 204H89L90 203V200H91V198L92 197H97V196H92V192H89L88 190L89 189H87L86 191H83V190H81ZM93 188V187H92ZM158 188V189H159ZM210 188V187H209ZM214 188V187H213ZM212 188V189H213ZM228 188V187H227ZM94 189V188H93ZM199 190H201V191H203V189L201 188H198ZM204 189H206V188H204ZM211 189V190H212ZM219 189V188H218ZM217 189V190H218ZM43 190V189H42ZM49 189L47 188V190L46 191H48ZM100 191H101V189H99ZM130 190V191H129ZM131 190L133 191L134 190V192H131ZM216 190V189H215ZM222 190V189H221ZM91 191V190H90ZM103 191V190H102ZM135 191L138 193H135ZM152 191V192H153ZM224 191V190H223ZM227 191V190H226ZM7 191H5V193H6ZM23 192V191H22ZM22 192H20V193H22ZM42 192V191H41ZM60 192V191H59ZM58 192V193H59ZM94 192V191H93ZM97 192H99V191H97ZM97 192H94V194L96 193L97 194ZM128 192V195H129V193L131 192V194L132 193H134V194H137V196L136 195H134V200H136V199H138L139 198V204L137 205V203H138V201H137V203L135 202V205H131L130 207H125L126 208V210L127 211H125V214H124V216H123V218L122 219H120V223L119 222H117V221H114V220H112L113 219V215H116L120 210H119V208L117 207V205L120 203V202H122V196L123 195H125L126 193ZM200 192V191H199ZM232 192V191H231ZM63 193H64V191H63ZM63 193H61V195H63ZM192 193V194H191ZM196 193H195V195H196ZM219 193V192H218ZM222 193V192H221ZM221 193H219V194H221ZM246 193H248V194H246ZM43 194V193H42ZM44 194H45V192H44ZM43 194V195H44ZM65 194H67V193H64V195ZM100 194V192L98 193V195ZM130 194V195H131ZM201 194V193H200ZM224 194V193H223ZM231 194V193H230ZM4 195V194H3ZM22 195V194H21ZM47 195V194H46ZM101 195H102V193H101ZM127 195V194H126ZM127 195V196H128ZM165 196H166V194H164ZM195 195H194V197H195ZM204 195V194H203ZM208 195V194H207ZM229 195V194H228ZM57 196V195H56ZM140 196H143V198L142 197H140ZM198 196V195H197ZM202 196V195H201ZM217 196V195H216ZM215 196V197H216ZM225 196V195H224ZM227 196V195H226ZM230 196V195H229ZM253 196H256V199H255V201L253 202L252 201V198L251 197H253ZM58 197V196H57ZM65 197V196H64ZM67 197H69V195L67 196ZM99 197H100V195H99ZM130 196H128L127 198H129ZM132 197L133 196H131V198H129L128 199V201L130 200V201H132V202H134V200H131L132 199ZM191 197V196H190ZM193 197V196H192ZM191 197V198H192ZM214 197V196H213ZM223 197V196H222ZM58 198H61V197H58ZM63 198V197H62ZM125 198H126V196H125ZM126 198V199H127ZM164 197H162V199H163ZM166 198V197H165ZM170 198H172V200L170 199ZM178 198H182V200H178ZM209 198H210V196H209ZM72 199L70 200V201H72ZM93 199V198H92ZM103 199H101V200H103ZM124 199V198H123ZM170 199V200H169ZM193 199V198H192ZM216 200H217V198H215ZM27 200H29V198H27ZM49 200V199H48ZM52 200V199H51ZM54 200V199H53ZM52 200V201H53ZM68 200V199H67ZM66 200V197H65V201L63 200H61V202H60V199L59 200H54V205H56L57 203H58V207L56 206V208H53V214L54 213H56V214H67L66 212H68V210H69V208H70V211H72V209L73 208H75L76 207V205L75 206H72L73 208H71V207H69L71 204L72 205H74L75 203L73 202V203H69L68 201ZM101 200H99V202L101 201ZM107 200V201H106ZM121 200V201H120ZM125 200V199H124ZM123 200V201H124ZM169 200V201H168ZM194 200V199H193ZM192 200V201H193ZM231 200V199H230ZM35 201H37V200H35ZM39 201V200H38ZM43 199L42 200H40V202L39 203H41V207H40V211H39V213L41 212L42 213V211H41V209H43L42 208V203L43 202H45V201H43ZM68 202V207H67V205H65L63 202ZM125 201H127V200H125ZM127 201V202H128ZM161 201V200H160ZM218 201V200H217ZM222 201V200H221ZM227 201V200H226ZM26 202V201H25ZM81 202V203H80ZM95 202V201H94ZM98 202V203H99ZM180 202H179V204H180ZM196 202V201H195ZM205 202V201H204ZM228 202V201H227ZM231 202H232V200H231ZM27 203H28V201H27ZM34 203V202H33ZM80 203V204H79ZM175 203V204H174ZM178 203V202H177ZM192 203V202H191ZM191 203H187V204H191ZM201 203V202H200ZM206 203V202H205ZM211 203V202H210ZM219 203V202H218ZM226 203V202H225ZM70 204V205H69ZM114 204V205H113ZM124 204H126V203H124ZM123 204V205H124ZM132 204V203H131ZM212 204H213V202H212ZM215 204V203H214ZM217 204V203H216ZM233 204V203H232ZM28 205V208H27V206H24L27 210L26 211H29V213L31 214V209H32V212L34 211L33 210V208H32V205L31 204H27ZM37 205V203H35V207H34V209L37 207L36 206ZM78 205H77V207H78ZM82 205V204H81ZM90 205H91V207H90ZM99 205V204H98ZM100 205H101V203H100ZM130 205V204H129ZM178 205V204H177ZM196 205V204H195ZM229 205H231V204H229ZM31 206V207H30ZM34 206V205H33ZM107 206V207H106ZM162 206V207H161ZM192 205H190V208H192L191 207ZM199 206V205H198ZM93 207H95V205L93 206ZM157 207V208H158ZM179 207L180 206H178V209H179ZM207 207H208V205H207ZM211 207V206H210ZM213 207H217V206H214L213 205ZM212 207V208H213ZM219 207H221V204H220V206ZM229 207V206H228ZM3 208H5L4 207V205L2 206V207H0V211L1 210H3ZM31 208V209H30ZM124 208V207H123ZM145 208H147V207H145ZM182 208V207H181ZM180 208V209H181ZM24 208H22V210H23ZM29 209V210H28ZM97 209H99L98 207H97ZM200 209V208H199ZM208 209V208H207ZM213 209H215V208H213ZM217 209V208H216ZM231 209V208H230ZM36 211H38V209H35ZM99 210V213L101 212ZM125 210V209H124ZM141 210V211H140ZM144 210V209H143ZM146 210V209H145ZM176 210H177V208H176ZM183 210V209H182ZM241 210V209H240ZM20 211V210H19ZM23 211H25V209L23 210ZM62 213H61V212ZM96 211V210H95ZM180 211L181 210H179L178 212L180 213ZM206 211V210H205ZM215 211V210H214ZM221 211V210H220ZM248 211V210H247ZM247 211H246V213H247ZM250 211V210H249ZM3 212H5V211H3ZM20 212H22V211H20ZM18 213V214H16V216H14V219H15V221H18V219H20L21 218V221H22V219H24V218H22L21 217V213ZM73 212V211H72ZM98 212V211H97ZM97 212H95V213H97ZM101 212V213H102ZM192 212V211H191ZM190 212V213H191ZM213 212V211H212ZM216 212V211H215ZM241 212V211H240ZM243 212V211H242ZM26 213V212H25ZM25 213H23L24 215H25ZM28 213V212H27ZM88 213H90V212H88ZM94 213V214H95ZM98 213V214H99ZM139 213V214H138ZM177 213V212H176ZM175 213V214H176ZM194 213V212H193ZM226 213V212H225ZM231 213V212H230ZM243 213H245V212H243ZM56 214H55V216H56ZM64 214V215H65ZM131 214H134L133 216L131 215ZM181 214V213H180ZM180 214H179V216H180ZM222 214V213H221ZM235 214V213H234ZM23 215V216H24ZM142 215H143V211H142ZM183 215V214H182ZM187 215V214H186ZM189 215V214H188ZM191 215V214H190ZM212 215V214H211ZM225 215V214H224ZM233 215V214H232ZM243 215V214H242ZM256 215H257V213H256ZM258 215V216H259ZM175 216V215H174ZM184 216V215H183ZM210 216V215H209ZM226 216V215H225ZM259 216V217H260ZM1 217V216H0ZM5 218V220L4 221H2V226L4 227V229L3 230H6V229H8V227H7V225H9V224H7L6 223V221L8 220L7 218H6V216H4ZM63 217V216H62ZM132 217V218H131ZM140 216H138L137 218H139ZM182 217V216H181ZM186 218H187V216H185ZM220 217V216H219ZM238 217H240V216H238ZM250 217V216H249ZM251 217H255V216H252L251 215ZM30 218V220H32L33 219V217H32V219H31V217H29ZM65 218V217H64ZM136 218V217H135ZM175 218V217H174ZM177 218H178V216H177ZM200 218V217H199ZM212 218V217H211ZM214 218H216V216L214 217ZM226 218H228V217H226ZM258 218V217H257ZM13 219V218H12ZM13 219V220H14ZM62 219V218H61ZM201 219V218H200ZM203 219V218H202ZM232 219V218H231ZM239 219V218H238ZM242 219V218H241ZM10 221H12L11 220V218L9 219ZM30 220H29V222H30ZM135 220V219H134ZM190 220H192V219H190ZM215 220V219H214ZM223 220V219H222ZM227 220V219H226ZM240 220V219H239ZM15 221H13V222H15ZM27 221V220H26ZM163 221H166V223L167 224H165ZM179 221V220H178ZM193 221V220H192ZM195 221H197L196 219H195ZM225 221V220H224ZM4 222V223H3ZM19 222V221H18ZM23 222V221H22ZM21 222V223H22ZM29 222H28V224H29ZM169 222V221H168ZM211 222V221H210ZM213 222H215V221H213ZM216 222H217V220H216ZM222 222V221H221ZM6 223V224H5ZM10 223V222H9ZM184 223V222H183ZM204 223V222H203ZM212 223V222H211ZM4 224V225H3ZM13 224V223H12ZM20 224V223H19ZM18 224V226H20ZM25 224V226H26V222L24 223ZM28 224H27V226H28ZM55 224V223H54ZM171 225H169L168 227H169V231H164V233H162L163 235L161 236V239H162V237H164L163 239H166L165 238V236L167 237V235H169L170 236V233L171 234H173L172 232L174 231V234L176 233L175 231H177V229H178V227H177V224L176 223H170ZM195 224V223H194ZM21 225H23V224H21ZM172 225H175V226H172ZM184 225V224H183ZM190 225V224H189ZM221 225V224H220ZM17 226V227H18ZM171 226H172V228H171ZM205 226V225H204ZM222 226V225H221ZM30 227V228H29ZM29 227H28V231H29V233H27L28 231H25V233H27V237L26 238H24V240H23V238H21L20 240H18V242H19V244H21L20 246H24V243H28V247H27V249H26V252H27V250H28V254L26 255V257H22V258H24V260L26 261L27 260V262H26V264H34L33 262V258H32V256H35V258H36V255H39V256H43V255H45V256H47L46 254H47V250H46V242H48V240L49 239H51V238H49V235H48V237H46V236H44V237H42V233H41V231H40V228H42L41 226H40V223H37V222H35L34 221V223L33 222H31V224L29 225ZM56 227H57V225H56ZM56 227H55V229H56ZM121 227V226H120ZM124 227V226H123ZM161 227V226H160ZM10 228V227H9ZM119 228V227H118ZM196 228V227H195ZM125 229V228H124ZM167 229V228H166ZM189 229V228H188ZM203 229V228H202ZM243 229V228H242ZM54 230V229H53ZM116 230H118V229H115V231ZM119 230H120V228H119ZM123 230V229H122ZM162 230V229H161ZM225 230V229H224ZM10 231V230H9ZM13 231V230H12ZM52 231V230H51ZM121 231V230H120ZM125 231H128V230H126L125 229ZM124 230H123V232H120L121 234H122V237L125 235L124 233H126ZM157 231V230H156ZM181 231V230H180ZM180 231H178V232H180ZM186 231V230H185ZM206 231V230H205ZM226 231V230H225ZM238 232L240 231V230H237ZM14 232V231H13ZM117 232H119V231H117ZM215 232V231H214ZM41 233V234H40ZM50 233V232H49ZM127 233H129V231L127 232ZM126 233V234H127ZM159 233V232H158ZM181 233V232H180ZM183 233V232H182ZM185 233V232H184ZM210 233V232H209ZM240 233V232H239ZM242 233V232H241ZM24 234V233H23ZM117 234H119V233H117ZM148 234H150V233H148ZM177 234V233H176ZM193 234V233H192ZM213 234V233H212ZM212 234H210V235H212ZM25 235V234H24ZM128 235V234H127ZM141 235V234H140ZM188 236H189V234H187ZM191 235V234H190ZM46 237V238H45ZM53 237H54V235H53ZM126 237L127 236H125V240H126ZM183 237V236H182ZM55 238V237H54ZM54 238H52V240L54 239ZM113 238V237H112ZM141 238V239H140ZM140 238H138V240L140 239L141 240V243L143 242V243H145L144 241H146V240H144L145 238H144V236H142V237H140ZM173 238V237H172ZM177 238V237H176ZM161 239H159V241L157 242V243H160L162 240ZM169 239V238H168ZM171 239V238H170ZM4 240H5V238H4ZM55 240H57L56 238H55ZM101 241H99L100 242V244H101V242H102V239H100ZM117 240V239H116ZM161 240V241H160ZM172 240V239H171ZM20 241H21V243H20ZM104 241V240H103ZM124 241V240H123ZM14 242V241H13ZM97 242V241H96ZM105 242V241H104ZM104 242H102V244H103V246H104ZM120 242V241H119ZM172 242V241H171ZM175 242V241H174ZM193 242H194V240H193ZM192 242V243H193ZM49 243V242H48ZM86 243V242H85ZM123 242H122V239H121V244H122ZM191 243V244H192ZM14 245H16L17 246V244L18 243H13ZM13 244H11V245H13ZM105 245H107V244H105ZM113 245H115V243L113 244ZM113 245H111V246H113ZM190 245V244H189ZM188 245V246H189ZM196 245V244H195ZM16 246H15V248H16ZM19 246V247H20ZM25 246H27V245H25ZM24 246V247H25ZM102 246V245H101ZM117 246L119 247L120 246V244L118 243L117 244ZM117 246H115V249H116V247ZM192 246V245H191ZM44 247H45V250H44ZM107 247V246H106ZM105 247V248H106ZM117 247V248H118ZM14 248V247H13ZM14 248V249H15ZM104 248V247H103ZM108 248H109V246H108ZM113 247H110V249H112ZM124 248H125V246H124ZM187 248H189V247H187ZM186 248V249H187ZM16 250V249H15ZM19 250V249H18ZM81 250V248H79V249H76L74 252H72V250H71V253H70V255H69V262H68V264H70V263H72V261H73V259H77L78 257H80V256H82V253H79V251ZM94 250V249H93ZM108 250V249H107ZM113 250V249H112ZM111 250V251H112ZM192 250H194V248L192 247ZM204 250V249H203ZM17 251V250H16ZM21 251H23L22 250V247L20 248V251H19V253L21 252ZM110 251V253H112ZM113 251H116V250H113ZM130 251V249L128 250V251H126V252H129ZM233 251V250H232ZM25 252V251H24ZM108 253L107 254H110L109 253V250L107 251ZM122 252V251H121ZM189 252H191V251H189ZM193 252V251H192ZM195 252V251H194ZM197 252V251H196ZM195 252V253H196ZM204 252L206 253V251L204 250ZM203 252V254H205ZM208 252V251H207ZM96 253V252H95ZM130 253V252H129ZM129 253H128V255H123V254H121V255H123V259H125V260H121V258H120V260L123 262V261H125V262H127L128 263V261L130 262L131 260L129 259V258H125V256H127V257H130L129 256ZM187 253V252H186ZM195 253H193V255L195 254ZM18 254V253H17ZM21 254L22 255H24V253L23 252H21ZM124 254H125V252H124ZM127 254V253H126ZM189 254H191V253H189ZM198 253H196V255H197ZM201 254V253H200ZM202 254V255H203ZM207 254H209V253H207ZM19 255V254H18ZM21 255V256H22ZM49 255V254H48ZM196 255H195V257H196ZM201 255V256H202ZM243 255V254H242ZM251 255V254H250ZM25 256V255H24ZM42 256H41V258H42ZM98 256H100L101 257V255H95V256H91V257H85V259L83 260V262H82V264H100L101 262H100V260H99V257ZM106 256L107 257H109V256H112L111 254L108 256V255H105V258H106ZM187 256V255H186ZM200 256V255H199ZM199 256H197V257H199ZM206 257L208 256V255H205ZM225 256V255H224ZM231 256V255H230ZM235 256V255H234ZM249 256V255H248ZM120 257H122V256H120ZM181 257H183L184 259L186 258L185 256H181ZM188 257H189V255H188ZM210 257V256H209ZM43 258H44V256H43ZM190 258H191V255H190ZM200 258V257H199ZM225 258V257H224ZM227 258V257H226ZM225 258V259H226ZM46 259H47V261H48V263H50L49 262V260H51V258H48V256L46 257ZM80 259V258H79ZM79 259H77V260H79ZM109 259V258H108ZM111 259V258H110ZM109 259V260H110ZM112 259H113V256H112ZM126 259H127V261H126ZM179 259V258H178ZM206 259V258H205ZM211 259V258H210ZM224 259V260H225ZM23 260V263L25 264V261ZM108 260V261H109ZM175 260V259H174ZM197 260V259H196ZM230 259H228V261H229ZM259 260V259H258ZM261 260V259H260ZM76 260H74V262H75ZM101 261H104V260H101ZM111 261V260H110ZM180 261V260H179ZM185 261V260H184ZM198 261V260H197ZM223 261V260H222ZM227 261V259L225 260V261H223V262H226ZM240 261V260H239ZM73 262V263H74ZM105 262V261H104ZM107 262V261H106ZM132 262V261H131ZM195 262V261H194ZM193 262V263H194ZM218 262V261H217ZM254 262V261H253ZM72 263V264H73ZM111 263V262H110ZM179 263H181V262H179ZM184 263V262H183ZM8 264H10V262L8 263ZM12 264V263H11ZM64 264H66V263H64ZM102 264V263H101ZM108 264V263H107ZM118 264H122V263H119L118 262ZM219 264H222V263H219ZM226 264H228V263H226ZM255 264V263H254ZM261 264V263H260Z\"/></svg>",
  "mask_w": 264,
  "mask_h": 264
}]
</instances>
